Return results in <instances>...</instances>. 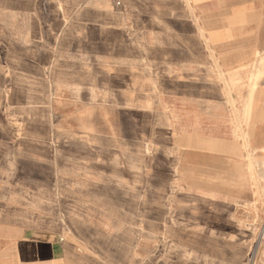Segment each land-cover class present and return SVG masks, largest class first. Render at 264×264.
<instances>
[{"label":"rangeland","instance_id":"1","mask_svg":"<svg viewBox=\"0 0 264 264\" xmlns=\"http://www.w3.org/2000/svg\"><path fill=\"white\" fill-rule=\"evenodd\" d=\"M144 1L151 0H0V221L66 228L75 222L78 194L81 207L95 208L120 190H143L145 197L159 190L161 208L169 209L160 215L161 240H182L185 231L193 240L205 234L199 200L192 212L184 210L177 158L160 167L156 189L146 180L139 187L127 184L114 172L119 151L106 152L111 161L104 157V144L138 137L146 178L158 139L170 136L169 120L154 109L165 88L153 76L151 51L153 42L161 43L135 22ZM218 63L208 47L206 72L224 80ZM248 68L253 85L263 76L264 53ZM141 126L145 133L134 135ZM250 171L257 174L253 160ZM163 172L168 182H162ZM256 181L264 207V175ZM258 213L253 221L224 208L223 264H264V241L253 257L264 209ZM177 244L161 245V256H183L185 248ZM200 249L188 247L186 254L194 260Z\"/></svg>","mask_w":264,"mask_h":264},{"label":"crops","instance_id":"2","mask_svg":"<svg viewBox=\"0 0 264 264\" xmlns=\"http://www.w3.org/2000/svg\"><path fill=\"white\" fill-rule=\"evenodd\" d=\"M138 7L137 27L150 30L161 43L153 42L151 51L153 76L159 75L158 84L165 88L154 109L169 120L170 136L158 139L146 178L138 137L104 144V157L119 151L114 172L127 184L139 187L146 180L156 189L160 167H170L177 158L184 210L192 212L193 201L199 200V227L205 234L193 240L185 231L182 240H161L160 215L169 209L161 208L159 190L149 197L143 190H120L106 194L104 206L95 208L81 207L78 194L75 222L66 228L0 221V264H223L224 208L253 221L264 209L255 187L257 174L264 175V73L252 86L247 78L257 53H264V0H151ZM208 47L224 80L206 72ZM145 131L136 127L134 135ZM162 178L168 182L164 172ZM176 241L185 254L161 256V245ZM193 246L201 248L194 260L186 254Z\"/></svg>","mask_w":264,"mask_h":264},{"label":"built area","instance_id":"3","mask_svg":"<svg viewBox=\"0 0 264 264\" xmlns=\"http://www.w3.org/2000/svg\"><path fill=\"white\" fill-rule=\"evenodd\" d=\"M261 241H264V220H263L262 225H261V232L259 234L258 243L261 242Z\"/></svg>","mask_w":264,"mask_h":264},{"label":"bare ground","instance_id":"4","mask_svg":"<svg viewBox=\"0 0 264 264\" xmlns=\"http://www.w3.org/2000/svg\"><path fill=\"white\" fill-rule=\"evenodd\" d=\"M260 245H261V242H259L258 244H257V246L255 247V249H254V256L253 257H255L257 254H258V252H259V248H260ZM254 259V258H253Z\"/></svg>","mask_w":264,"mask_h":264}]
</instances>
